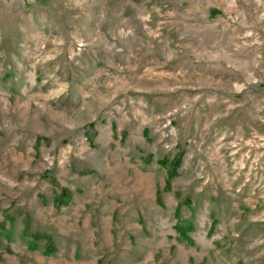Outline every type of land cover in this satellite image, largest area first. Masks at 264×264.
Listing matches in <instances>:
<instances>
[{
	"label": "rangeland",
	"instance_id": "1",
	"mask_svg": "<svg viewBox=\"0 0 264 264\" xmlns=\"http://www.w3.org/2000/svg\"><path fill=\"white\" fill-rule=\"evenodd\" d=\"M0 264H264V0H0Z\"/></svg>",
	"mask_w": 264,
	"mask_h": 264
},
{
	"label": "trees",
	"instance_id": "2",
	"mask_svg": "<svg viewBox=\"0 0 264 264\" xmlns=\"http://www.w3.org/2000/svg\"><path fill=\"white\" fill-rule=\"evenodd\" d=\"M176 230H177L179 233H183V229H182L180 226H177V227H176Z\"/></svg>",
	"mask_w": 264,
	"mask_h": 264
}]
</instances>
